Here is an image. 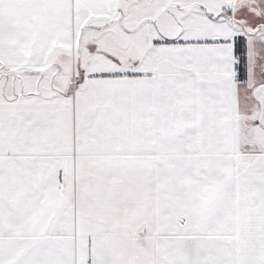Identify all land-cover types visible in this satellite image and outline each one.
Segmentation results:
<instances>
[{"label":"snow or ice","instance_id":"6c2138e0","mask_svg":"<svg viewBox=\"0 0 264 264\" xmlns=\"http://www.w3.org/2000/svg\"><path fill=\"white\" fill-rule=\"evenodd\" d=\"M0 264H264V0H0Z\"/></svg>","mask_w":264,"mask_h":264}]
</instances>
